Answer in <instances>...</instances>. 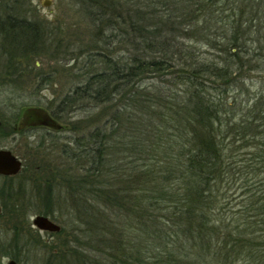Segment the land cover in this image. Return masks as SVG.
I'll return each mask as SVG.
<instances>
[{
  "label": "trees",
  "instance_id": "trees-1",
  "mask_svg": "<svg viewBox=\"0 0 264 264\" xmlns=\"http://www.w3.org/2000/svg\"><path fill=\"white\" fill-rule=\"evenodd\" d=\"M75 3L87 40L61 21L30 19L23 0L0 21L1 37L20 46L0 52L28 68L76 49L70 60L86 56L81 73L78 63L62 69L81 79L47 110L58 118L85 101L101 106L79 154L92 166L68 180L74 212L101 225L63 229L47 264H264V92L245 87L264 70V0ZM12 58L1 82L26 73L12 71L21 66ZM8 217L13 235L0 253L14 257L20 221Z\"/></svg>",
  "mask_w": 264,
  "mask_h": 264
},
{
  "label": "rangeland",
  "instance_id": "rangeland-1",
  "mask_svg": "<svg viewBox=\"0 0 264 264\" xmlns=\"http://www.w3.org/2000/svg\"><path fill=\"white\" fill-rule=\"evenodd\" d=\"M10 1L11 0H0V21L5 19L4 12H7L8 10L5 7ZM45 1H49L50 4L48 6H43L42 3H45ZM14 10L13 13L17 12L16 10ZM20 11L24 15L26 11H28L32 15H36L34 17L31 15L28 16L31 17L30 19L32 20H40L44 25L45 23H48L47 25H53L55 27L58 22L61 21L65 23L62 24L63 26H68L69 32L74 33L76 31L78 32L77 34L80 38H84L85 40L88 39L85 36L86 34H88L86 31V21L83 23L82 21L84 20L79 19L81 18V15L79 13L81 12V8L78 4L75 3V0H23V7ZM79 21H81V23ZM7 42L8 40L3 38V36L1 37L0 35V46L3 44L7 45L8 47L5 48H8V51L11 47H17L15 48V50L20 49V46L18 44H14V46H11ZM44 42L47 45L46 40ZM255 45L252 44L249 48H256ZM76 46H78V43H76ZM258 46L264 47V41H261ZM196 49L198 50V53L200 54L199 58L202 61L207 60V58H211V52L206 46H197ZM72 51L73 52L68 53H78V49ZM69 54L68 56H65L64 59H61V56L57 59L52 60L48 58L50 61H46L45 58L40 57L36 60H33L35 67L32 69L26 66V64H28L27 62L20 60L17 57H13L12 54L8 53L7 57L5 58L4 54L0 52L1 78L3 74H5L6 71L9 70L7 69V65H5V61H7L8 58L11 60L12 57V63L21 65L20 67H17L12 71L24 70V73L26 72L23 76H11L7 78L4 77V81L6 80V82H1L0 78V121L2 123L6 121V123L11 126L12 123L15 122L20 109H22L23 107L41 106L45 108L47 105L50 106L49 103L53 102V100H56L57 96L60 97L71 88H73L81 79H76L74 76L79 72H75L74 70L66 72L62 69L73 63H78L79 67L81 66L82 68V70H80L81 73L84 69V66H82V64L84 63L82 62L83 59L86 58V56L84 54H78L77 60L73 61L72 59H69L72 56ZM49 55L51 54L47 53L45 56L49 57ZM259 67L256 71H253L250 75H248V77L250 76V79H248V81L245 83V87L248 89L249 93L247 96H250V94L259 93L260 91L264 92V80L262 81L260 79V77L264 75V70L259 69ZM40 73L42 77L45 78L43 79V81L40 80ZM143 83V85H147L152 84L153 81L149 79ZM82 105L83 106L81 107L73 106L72 109L68 110L63 115L62 119H60V122L65 126L63 131L61 130L59 134L52 133V135L54 134V138L46 136V139H44L45 143L37 149L31 151L34 156L32 159L35 160H32L30 163L33 165H39V169L33 170L32 173L35 176L42 175L48 178L52 176L58 179L55 180L56 184L52 191L49 189H45L43 185H46V183L41 184L38 182L39 184H37L36 188L41 189L40 186L42 185L41 187L45 189H43L44 193L45 191H48L49 194L50 192H53L52 197L54 199L47 201L48 206L53 207L54 210H57L54 220L61 225H65L67 231L71 227V225L69 224L70 216L72 217V223H70L75 229L87 228V226H91L92 223H94L97 227L101 225L96 219L95 215L93 217L91 216V218L93 219L92 220L88 219L83 214L75 213L74 209H71L73 211L72 215L67 214L66 210V208L69 209L70 206L74 208L76 204L74 203V199L73 201H69V199H71V196L73 195V189L71 187H68L69 177L81 176L85 174L87 168L92 166L90 163L84 161L85 158L83 159V154L79 155L81 154L80 152L83 149L82 145L86 143V134L88 131H91L92 128H95V126L101 125V106H97L96 108H94L91 106V102L86 101L83 102ZM3 128L4 125H1L0 148L9 149L11 150V152L18 156L23 155L24 160L28 158L25 155V153H29V151L27 150L31 146L37 144L39 142V138H41V134H44V131H41L40 129L32 132L28 131L24 134L22 133L19 135H14L13 133L9 132V134L4 136ZM6 128V132H8V127ZM72 153H74L75 155H71ZM28 163L29 162H23L24 166L25 164L28 165ZM24 170H26V168H23L22 172H20L17 178H15L12 182H10L9 180H5V178H0V186L5 189L4 192L9 189V186L14 185L13 191L16 193V196L23 194V198L20 201L22 203H26V207L28 208V211L26 213L17 215V219L20 221V224L18 226V235L20 236V240L17 244V247L19 248H17V251H14L13 253L15 255L14 257L17 259V264H47V253L51 252L50 250L55 249L57 240L53 238L54 236L51 237L44 232L38 231L36 228H31V218L33 215L41 213L42 208L45 209L44 204L42 203L45 200L41 202H35V197L33 195L35 184L33 182H27L24 185L22 184V186H18L21 185V182H24L23 178L26 176ZM69 186H71L70 182ZM18 190L20 192L17 193ZM55 199L57 200V203L52 202ZM39 203H41V205H39ZM91 205L93 212L96 211L94 209V205H96L97 208H100L95 202L92 201ZM77 209L79 210V208ZM93 212H91V215L94 214ZM11 215L13 214H10V216ZM8 216L9 215H5L3 211L0 214V245L4 241L5 243H7V240L11 242V237L13 235V231L10 228L11 220ZM91 220L94 222H92ZM144 236H147V234L145 233ZM48 238L49 246H46ZM84 239H80V241H78L80 242V244H82L81 246L85 245ZM153 240V238H150V240L148 241L147 239H144L142 243H150ZM85 249L88 253H92L89 249H87V247ZM4 250H8V248ZM0 251H2L1 248ZM2 254L3 255H1L0 253V264H6L10 259L15 260L14 257L10 256L12 254H6L4 252H2Z\"/></svg>",
  "mask_w": 264,
  "mask_h": 264
},
{
  "label": "flooded vegetation",
  "instance_id": "flooded-vegetation-1",
  "mask_svg": "<svg viewBox=\"0 0 264 264\" xmlns=\"http://www.w3.org/2000/svg\"><path fill=\"white\" fill-rule=\"evenodd\" d=\"M1 78V77H0ZM47 113L48 115L54 119L59 125H60V128H57V129H50L49 127H46V126H24L22 128H20V130L17 128V123L20 119V116H21V111L19 112V114L17 115L16 117V120L15 122L12 123V125L10 126L8 123H6V121H4V123H2L0 121V127L1 125H4V132H3V135L6 136L7 134L10 133H13L14 135H19V134H24L28 131H36V130H40L41 131H44V134H41V138H39V142L37 144H35L34 146H31L27 151H29V153H25V155L28 157L26 158V160H24V156L23 155H16L14 154L13 152H11V150L9 149H6V148H0V149H4V150H8L11 152V154H13L14 156H16L20 162H21V166H20V171L15 174V175H0V178H5V180H9L10 182H12L15 178H17L18 174L20 172H22V169L23 168H26V170H24L26 176L23 178L24 182H21V185H18V186H22V184L24 185L25 183L27 182H33L35 184V188H34V191H33V195L35 197V202H41L43 200H45L44 202H42L44 204V208H42L41 206V213L39 214H35L32 216V218L36 215H42V216H46L49 220H51L52 222L56 223L58 226H59V231H57L56 233L55 232H49V231H42V230H37L40 231V232H44L48 235H50L51 237L54 236L53 238L57 240L58 242V239L59 238H62V236L60 235L59 237L57 236L59 234V232H61L63 229L66 230V226L65 225H61L60 223H57L55 222L54 218L56 217L55 214L57 213L56 209L54 210L53 207H49L48 206V202L47 201H50V200H53L54 198L52 197L53 195V192L49 194L48 191H45V193L43 192L45 189H49L52 191V189H54V186L56 184L55 180H58L56 179L55 177H45V176H35L32 171L33 170H37L39 169V165L38 164H31L30 162L32 160H35V159H32L34 156L33 154L31 153L32 150H35L37 149L38 147L42 146L45 142L44 139H46V136H49L50 138H54V134H59L61 132V130L63 131L65 126L60 122V119H62L63 115L66 113H59V117L57 118V115L54 114L53 112H50L49 110H47ZM6 127H8V132H6ZM10 128V129H9ZM2 130V131H3ZM52 133H54L52 135ZM51 141V140H50ZM23 162H29L28 165L23 164ZM32 169V170H31ZM21 179V178H20ZM41 184H44L46 183V185H43L45 187L42 188L40 185V188L41 189H37L36 186L37 184L39 183ZM12 186V185H11ZM9 186V189H7L5 192H4V188L0 186V214L2 213V211L5 213V215H10V214H15V215H22L21 213H26L28 211V208L26 207V203H22L20 200L23 198V194L19 195V196H16V193L13 191V186L11 187ZM44 189V190H43ZM11 191V193H9V191ZM20 192L19 190L17 191V193ZM69 201H72V198L69 199ZM54 203H57V200L55 199L54 201H52ZM39 205H41V203H39ZM71 209H74L72 206H70L69 209L66 208L67 210V214L69 215H72L73 214V211ZM71 210V211H70ZM31 218V219H32ZM70 221H69V224L71 225V227L69 228V230L66 232L70 233L71 232V229H75L74 227H72V217L70 216ZM71 222V223H70ZM31 224V228H35L32 223ZM76 231H79V228H76ZM63 233L62 235L64 236ZM69 235V234H68ZM69 237L71 238V235H69ZM64 238V237H63ZM47 242H49V238L47 239ZM73 244V243H72ZM10 260H13V259H10ZM20 260V259H19ZM15 263L17 261V259L15 258Z\"/></svg>",
  "mask_w": 264,
  "mask_h": 264
},
{
  "label": "water",
  "instance_id": "water-1",
  "mask_svg": "<svg viewBox=\"0 0 264 264\" xmlns=\"http://www.w3.org/2000/svg\"><path fill=\"white\" fill-rule=\"evenodd\" d=\"M49 4V1L42 3L43 6H48ZM21 110V116L17 123L19 130L24 126H46L50 129L60 128V125L40 106H27ZM20 166L21 162L16 156L8 150L0 149V175H15L20 171ZM31 223L38 230L55 233L59 231V226L46 216L36 215L31 219ZM6 264L16 263L14 260H8Z\"/></svg>",
  "mask_w": 264,
  "mask_h": 264
}]
</instances>
